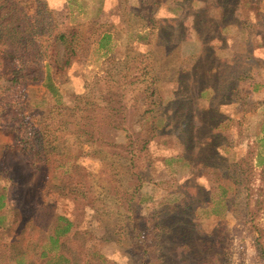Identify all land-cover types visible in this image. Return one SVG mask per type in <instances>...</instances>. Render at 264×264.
Instances as JSON below:
<instances>
[{
    "label": "rangeland",
    "instance_id": "obj_1",
    "mask_svg": "<svg viewBox=\"0 0 264 264\" xmlns=\"http://www.w3.org/2000/svg\"><path fill=\"white\" fill-rule=\"evenodd\" d=\"M12 23L0 264H39L57 215L72 264H264V0H0Z\"/></svg>",
    "mask_w": 264,
    "mask_h": 264
},
{
    "label": "trees",
    "instance_id": "obj_2",
    "mask_svg": "<svg viewBox=\"0 0 264 264\" xmlns=\"http://www.w3.org/2000/svg\"><path fill=\"white\" fill-rule=\"evenodd\" d=\"M4 29H3V33H5V35H2L1 29H0V42L2 40V37L6 38L5 40L3 39L2 41L4 46L6 47L5 53L8 55H12V52H15L14 48L17 46L15 44L19 43V41L16 40L17 35L15 36L16 31H18L16 30L17 25H15L14 23L10 25L8 24L6 28L4 27ZM75 36H76V30L74 29L60 30L55 34L52 45H62L63 51L65 53H68V52L72 53L74 50ZM102 44L104 43L101 42V45ZM58 49L59 48H57V46L55 47V51L52 49V51H54L53 53L58 52L57 51ZM45 56L47 57L46 62L42 64V66L40 65L41 67H45L44 71L40 67V68L30 70L31 72H26V74H31L32 75L31 79L33 80L45 78V87H47V89L50 90L51 92H54L55 87L51 81L52 78H51L50 72H51V69L58 67L59 62L58 60L54 58L55 56L54 54L52 55L50 54V56L45 54ZM67 63H68V60L66 58L63 60L61 67L66 65ZM18 76L19 75H14L13 79L17 80ZM42 141L44 142V140ZM4 197H5V194L0 193V207L4 205V202H5ZM71 225H72V222L67 217L63 215H57L56 224L52 228V231L48 234L47 241L41 246H38L40 252L38 254V257L35 260H32V262L43 264V263L49 262V260L52 261L53 252H54L58 258V260L54 262L55 264H72V262L70 261V258L64 255V241H63L64 237L68 235ZM23 256H24V253H21V254L17 253L14 259L17 261V263L24 264V261L22 260Z\"/></svg>",
    "mask_w": 264,
    "mask_h": 264
}]
</instances>
